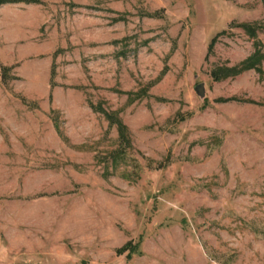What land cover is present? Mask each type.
I'll return each instance as SVG.
<instances>
[{"label":"rangeland","instance_id":"obj_1","mask_svg":"<svg viewBox=\"0 0 264 264\" xmlns=\"http://www.w3.org/2000/svg\"><path fill=\"white\" fill-rule=\"evenodd\" d=\"M257 42L264 0L1 3L0 264H264V72L212 74Z\"/></svg>","mask_w":264,"mask_h":264},{"label":"trees","instance_id":"obj_2","mask_svg":"<svg viewBox=\"0 0 264 264\" xmlns=\"http://www.w3.org/2000/svg\"><path fill=\"white\" fill-rule=\"evenodd\" d=\"M9 0H0L1 3H5ZM246 29L252 34L257 35L256 28L253 26L246 25ZM223 33V31L216 34L210 43V49H212L218 39L219 34ZM264 44L257 42L256 48L254 52H252L248 57H246L240 64L228 66L222 65L217 66L213 71L212 74L214 75L215 79H223L230 75H235L241 73L242 71L249 69V68H256L260 72H264Z\"/></svg>","mask_w":264,"mask_h":264},{"label":"water","instance_id":"obj_3","mask_svg":"<svg viewBox=\"0 0 264 264\" xmlns=\"http://www.w3.org/2000/svg\"><path fill=\"white\" fill-rule=\"evenodd\" d=\"M195 89L196 91L202 96L204 97L206 95V90H205V85L204 82H199L195 85Z\"/></svg>","mask_w":264,"mask_h":264}]
</instances>
